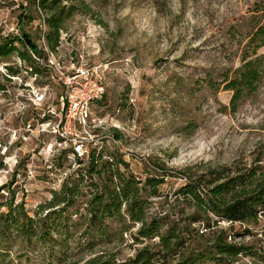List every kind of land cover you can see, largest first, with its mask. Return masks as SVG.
Here are the masks:
<instances>
[{
	"label": "rangeland",
	"instance_id": "rangeland-1",
	"mask_svg": "<svg viewBox=\"0 0 264 264\" xmlns=\"http://www.w3.org/2000/svg\"><path fill=\"white\" fill-rule=\"evenodd\" d=\"M29 1L0 0V39L22 27L48 53L38 59L37 75L15 55L4 64L16 75L0 65V212L10 199L34 216L77 166L71 152L66 161L57 158L71 146L76 155L93 148L120 154L140 178L148 161L192 177L208 167H264V59L259 79L233 103L234 92L225 88L249 51L247 36L264 16V0H82L88 10L66 18L53 52L44 46L45 13ZM263 54L264 46L246 59ZM183 180L174 175L160 190L171 191ZM155 210L169 212L180 230H191L184 235L189 249L208 244L220 230H233L227 242L247 244L264 256L262 221L249 226L209 220L205 228L190 223L192 210L184 205L155 204ZM244 227L253 233H243ZM129 233L76 255L83 239L79 229L61 263L82 264L96 255L119 263L144 246L160 250L156 238L136 242ZM4 245L0 264H38L44 248L19 238ZM236 259L264 264L255 255Z\"/></svg>",
	"mask_w": 264,
	"mask_h": 264
},
{
	"label": "trees",
	"instance_id": "trees-1",
	"mask_svg": "<svg viewBox=\"0 0 264 264\" xmlns=\"http://www.w3.org/2000/svg\"><path fill=\"white\" fill-rule=\"evenodd\" d=\"M31 3L45 13L43 21L46 30L42 36L49 52L60 44L66 18L88 10L82 0H32ZM19 28L17 34L0 39V65L7 68L10 75H16V69L4 64L8 57L15 55L26 64L30 73L37 75V61L39 58L45 59L48 53L22 27ZM247 38L246 50L249 51H246L247 55L242 57L243 63L235 69L233 77L225 85L226 89L234 92L231 103L241 97L243 89L250 90L259 79L258 71L264 54L248 60L246 58L264 46V16L252 26ZM93 102L99 101L93 99L90 105ZM97 131V128L92 130L93 134ZM110 131L113 140H118L117 130ZM67 152L72 153V162L77 166L71 169V176L64 178L59 189L51 192L50 199L33 212L35 216L42 209L47 210L41 218L29 215L22 204H13L10 199L2 203L7 210L0 212V256L2 250L6 249L4 244L19 238L26 246H44L38 264H63L61 262L65 260L69 239L72 233L80 229L83 239L76 245L75 254L78 255L85 249L92 250L97 244L110 243L128 232L133 241L156 238L160 246L157 251L144 246L132 258L119 263L105 255H96L82 264H237L236 257L241 254L264 259L262 254L251 251L247 244L227 242L228 236L235 235L233 230L229 233L220 230L208 244L189 249L184 244V235L191 230H180L175 218H172L174 216L167 211H151L155 204H165L170 209L181 204L192 210L190 223L199 221L205 228L210 227L209 220L214 225L217 221H227L249 226H256L262 221L260 233L264 238L262 165L208 167L206 172L192 177L186 170L172 173L171 168L163 162L148 161L144 170L148 172L144 178H140L127 170V163L115 152H105L103 148L96 151L93 148L85 155H76L71 146L70 150H60L57 158L66 161ZM62 165L57 163V166ZM174 175L184 180L177 188L162 193L160 188ZM169 196L171 200H168ZM72 214L75 218L70 219ZM133 227L134 233L130 231ZM243 229L247 235L253 233L247 227ZM169 257L172 263H168Z\"/></svg>",
	"mask_w": 264,
	"mask_h": 264
}]
</instances>
